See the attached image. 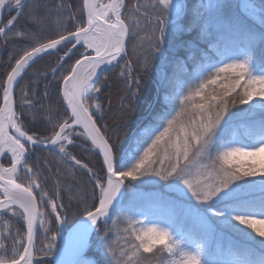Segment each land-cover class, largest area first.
<instances>
[{
	"label": "snow or ice",
	"instance_id": "6c2138e0",
	"mask_svg": "<svg viewBox=\"0 0 264 264\" xmlns=\"http://www.w3.org/2000/svg\"><path fill=\"white\" fill-rule=\"evenodd\" d=\"M25 7L26 0H0V38L32 41L0 80V158L7 157L10 165L0 163V264H144L162 256L167 260L161 264H264V179H254L264 177V57L257 64L253 55L257 46L264 52V0L258 8L245 2L235 11L219 2L189 6L181 0H136L129 8L126 0H82L75 30L43 41L35 33L15 30ZM63 7L57 5V24ZM5 11L10 18L3 23ZM68 19L77 18L69 13ZM45 20L38 10L28 17L37 29ZM141 21L152 30L150 50L133 79L131 62L121 66L120 61L129 43L142 39ZM182 33L195 35L177 44ZM226 36L244 37L248 47L236 55L220 53L219 42ZM77 46L84 52L61 77L64 117L49 107L51 134H29L16 111L23 75L37 59L66 49L59 67L52 69L55 77ZM180 49L184 60L177 58ZM157 59L160 63L153 64ZM104 65L121 67L120 76L128 82L129 117L145 91V77L155 72L154 101L134 134V147L112 139L107 126L102 130L98 125L103 112L94 101L102 91L98 72L107 70ZM20 102L22 108L34 107L27 90L21 89ZM241 125L245 132L238 135ZM80 138L102 155V174L69 151ZM39 146L55 152L59 164L85 171L93 186L91 205L87 194L75 197L83 211L76 232L63 245L58 241L66 216L64 204L57 203L59 188L49 197L39 172L30 166L31 152ZM159 181L165 183L151 199L166 215L149 220L136 182ZM41 205L50 212L41 211ZM189 219L198 225L199 239L177 226ZM13 220L21 227L13 230ZM110 221L113 229H104Z\"/></svg>",
	"mask_w": 264,
	"mask_h": 264
},
{
	"label": "trees",
	"instance_id": "16d2710c",
	"mask_svg": "<svg viewBox=\"0 0 264 264\" xmlns=\"http://www.w3.org/2000/svg\"><path fill=\"white\" fill-rule=\"evenodd\" d=\"M193 1L194 0H181L182 3H187L189 6L194 4ZM249 1L257 7H259L261 4V0ZM61 2L64 4V7L60 10L61 23L57 24V5ZM140 2L147 4L149 0H140ZM217 2L229 4L232 6V10L235 11L238 0H218ZM126 3L128 4L129 8H131V6L136 3V0H126ZM37 10L41 16L46 17L45 23L40 29H37L28 21V17ZM69 13H72L77 19L69 20ZM12 14L15 15V13ZM125 14L127 15L128 13ZM80 17V0H27V7H25L23 14L20 15L18 20L15 22V30L23 31L28 34L35 33L37 39L43 41L47 40L49 37L55 36L59 31L75 30L76 23ZM9 18L10 17L7 11H5L3 15V23H6ZM184 23H186V21H184ZM141 24L143 25L144 22L141 21ZM151 34V27L144 25V29H142V33L140 34L142 39L138 38L133 40L128 45V55L126 62L130 61L134 69L133 79L139 74L140 65L143 62L144 56L149 54L150 45L148 43L147 36ZM188 35L189 34L182 33L176 38V43L179 44L184 40L190 39ZM31 44V40H21L14 37L7 40L0 38V80L6 78V74L11 70V67L14 66L15 60L18 59L23 54L25 48L30 47ZM141 44L143 47L140 46ZM237 45L242 46L243 49L248 47V43L245 38L240 36H226L219 42V47L226 49L231 47L234 48ZM258 50L259 48L257 46L253 52L257 53L256 56H254V60L257 64H259L261 58L264 57V52L261 51L259 55ZM63 51L64 49H62L60 52H53L52 54L45 56L39 61L35 62L26 70V74L23 75V79L20 81V86L16 88V111L21 115V119L29 131V134H35L41 137L51 134V127L46 120V116L48 114L47 110L49 107H52L59 114L60 118H63L65 115V108L63 107L60 99L59 84L62 83L61 77L67 74L69 66L73 64L77 58H79L81 50L80 48L77 49L73 57L70 60H67V62L64 63V67L60 68L59 71L56 72L55 77H53L51 74L52 69L58 64L59 57L62 56ZM228 55L233 54L228 53ZM177 58L184 60L183 49L179 50ZM126 62H123V65ZM158 63H160L159 59L153 61V64ZM120 71L121 67H116L105 73L99 79L101 82V80L105 78V95L108 97L105 99V96L100 101L103 118L98 121V125L102 127V130L104 126H107L108 128V126H111L114 123H121L122 121H131L130 124L133 127L140 124L142 118L146 115L148 105L154 101L156 76L155 72L153 71L145 77L143 85L145 91L136 104L135 114H133L131 117L128 116L125 118L117 116V105L121 104L120 107L123 109L122 102L124 103L125 101L121 102V100L123 97L128 95V82L120 76ZM188 71L191 72L192 68L189 67ZM169 74H171V66H169ZM45 75H47V79H45ZM132 87L134 88L135 85L133 84ZM21 89L27 90L29 92V97L33 99L34 107L30 109L31 114L29 116L20 113V110H22L20 105ZM46 91L47 95H45ZM109 96L111 98H109ZM0 106H2V91H0ZM243 107L247 108L248 106L244 105ZM259 113L260 109L257 108L255 117L257 122L259 120ZM236 131H238V135L242 134L245 132V127L241 125L236 129ZM69 151L78 159H82L96 172L102 174L99 158L94 153H91L89 150L83 148L81 144L75 147H70ZM59 159L60 157L53 151L33 149L31 152L30 166L33 168L34 172H39L41 186L43 190L48 193L49 197H54L56 195L57 189L59 188L61 198L57 200V203L59 204L62 202L64 204V211L62 213H65L66 218H68L66 221L75 218L79 219L82 215L83 209L82 206L77 203L75 197L81 192L89 193L90 199L87 200V204L91 205L93 203L91 198L93 186L89 182V178L86 173L79 170V168H73L69 167L68 165L59 164ZM45 161L48 162L47 165L45 164ZM0 163L6 165L7 158L2 159ZM254 179L256 182H258L261 179H264V177H260L258 175ZM153 180L158 181V178ZM163 182L164 181H159L158 183H148V185L146 183L140 184L139 182H136V191L142 194V196L149 197L151 199L153 193L160 191V186L164 184ZM143 190H146L145 194H143ZM143 200H141L142 204ZM143 205L145 208L150 209L148 214L149 220H152L154 217H156V214L151 212L153 211L151 210L153 208L152 206H148L146 204ZM141 218L144 219V217ZM157 218L159 217H156V219ZM113 220H115V218H113ZM12 223L15 226L13 230H15L16 227H21V225L15 220H13ZM107 227L104 229H108ZM184 228L185 232L190 237L197 239L196 236L198 232L196 228ZM109 229H112V226L109 227ZM5 243L6 245L10 244V241H6ZM94 253L95 252H93V254ZM93 258L94 255L91 256V259ZM166 260V256L160 257L159 260L155 257H149V259L146 260L144 264H161L162 261Z\"/></svg>",
	"mask_w": 264,
	"mask_h": 264
},
{
	"label": "rangeland",
	"instance_id": "374dc122",
	"mask_svg": "<svg viewBox=\"0 0 264 264\" xmlns=\"http://www.w3.org/2000/svg\"><path fill=\"white\" fill-rule=\"evenodd\" d=\"M81 1V0H80ZM217 1L218 0H194L193 1V3L194 4H199V3H205V4H208V3H217ZM104 2H107V0H104ZM245 2H247V3H249V4H251V5H254V4H252L249 0H238V3H237V5H239V4H243V3H245ZM257 7V6H256ZM81 8H82V1H81ZM258 8V7H257ZM2 26V25H1ZM142 29H144V24L142 25ZM142 33V30H141V32H140V34ZM195 35V33H192V34H189L188 35V37H190V39L193 37ZM258 48H259V46H258ZM243 49V47L242 46H240V45H237V46H235L234 48H221V47H219V52L220 53H223V54H226V55H228V53H230V54H233V55H236V54H239V52H240V50H242ZM64 50H66V49H64ZM80 50H81V52H84V49L83 48H80ZM260 52H261V50H260V48H259V50H258V54L260 55ZM63 54H64V51H63V53H62V56H63ZM256 54L257 53H253V55L254 56H256ZM212 55L213 56H215L217 59H223V55H218L215 51L212 53ZM262 55V54H261ZM263 56V55H262ZM124 62H126V61H124ZM121 65H123V63L121 64ZM100 79V78H99ZM104 81H105V78H103L102 80H101V82H100V80H99V82H98V86L99 87H101L102 88V91L98 94V96H99V99L97 100V101H94V102H96V103H99L100 105H101V103H100V101H101V99H103L106 95V93H105V83H104ZM59 85H61V84H59ZM121 93V92H120ZM126 97L127 96H125V97H123V99L121 100V102L122 101H125L124 103L122 102V104H123V109L120 107V105L121 104H119V105H117V116H120V117H122V118H125V117H128L129 116V114H128V112H127V110H126V106H127V103H128V101H127V99H126ZM108 97L106 96V98L105 99H107ZM109 98H111L110 96H109ZM60 99H61V92H60ZM120 102V103H121ZM61 103H62V105H63V107L65 108L66 107V105H64V103H63V101H62V99H61ZM21 105V104H20ZM177 107H178V105H177ZM104 110V109H103ZM107 112V111H106ZM20 113H22L23 115H26V116H29L30 114H31V112H30V109L29 108H27V106H25V107H23L22 108V110H20ZM30 113V114H29ZM133 114H135V111L132 113V115ZM173 114H174V112H173ZM99 115V114H98ZM131 115V116H132ZM106 116H107V114H106ZM130 122L131 121H122L121 123H114L113 125H111V126H108V128H107V134H109V136L110 137H112V139H117V138H119L120 140H122V141H125L126 142V144L128 145V146H130V147H134L135 145L133 144V138H134V134H136L137 133V131H138V125H136V126H131V124H130ZM120 124V125H119ZM113 131H114V133H113ZM140 131H142V128L140 129ZM239 131V130H238ZM237 131V132H238ZM238 134V133H237ZM246 142H248V143H251L252 141L251 140H248V141H246ZM75 144H76V146L77 145H79V144H81L82 146H83V148H85V149H87V150H89L91 153H94L93 151H92V149H91V146H90V144H89V142H87V143H85V141H84V139L83 138H80V139H77V140H75ZM70 148V147H69ZM95 154V153H94ZM96 155V154H95ZM97 156V155H96ZM4 158H7V157H4ZM4 158H2V159H4ZM1 159V160H2ZM99 163H100V161H99ZM5 167H8V166H10L9 165V161H8V158H7V164L6 165H4ZM102 168V167H101ZM79 170H81V169H79ZM81 171H83V170H81ZM84 173H86L85 171H83ZM87 174V173H86ZM23 176V173H21V177ZM23 178V177H22ZM89 178V177H88ZM157 177H151L150 179H156ZM25 182L27 183V181L25 180ZM163 183H165V182H163ZM257 183H259V181L257 182ZM147 185H148V183H146ZM146 193V190H143V194H145ZM85 194H87V196H88V199H90V196H89V193H85ZM257 195H259V193H258V191H257ZM143 197V204H146V205H148V206H152L153 208L151 209V210H153V211H151V212H153V213H155L156 214V217H162V216H165L166 215V211L165 210H162V208L159 206V204H158V202H155L154 200H151L149 197H144V196H142ZM87 199V200H88ZM41 211H49L50 212V209H46L45 208V206H43V205H41ZM62 215H64V216H66L65 215V213H62ZM156 217H154L153 219H156ZM50 218V217H49ZM113 218H115V217H113ZM141 218V217H140ZM66 219H68V218H66ZM66 219H65V221H64V224H63V226L61 227V238L59 239V241H58V243L60 242V240L62 239V237H63V235H64V233H65V231L70 227V226H72L78 219L77 218H75V219H72V220H67L66 221ZM142 219V218H141ZM184 224H186V225H184ZM109 225V226H108ZM108 226V227H107ZM112 226V229H113V225H112V222L110 221V223L109 224H107V225H102V227L103 228H108L109 229V227H111ZM121 227L123 226V225H120ZM177 226L178 227H180V228H182L183 230L185 229L184 227H186L187 229L188 228H190V227H192V228H196V230H197V232H198V234H197V236H196V238L197 239H199V237H200V235H201V232H200V229H199V227H198V225L193 221V220H191V219H189L188 221H186V222H184V221H178L177 222ZM185 231V230H184ZM111 235H113L112 236V239L115 241V240H117V233L115 232V230H113L112 231V234ZM192 238V237H191ZM232 239H234V240H238L239 238L238 237H235V236H232L231 237ZM42 240H43V233L41 232L39 235H38V237H37V241H36V246H37V248H39L40 247V245H41V242H42ZM121 243H122V240H121ZM210 247H211V250H215V247H216V245H215V242H212L211 243V245H210ZM93 252H95V249L93 248V249H91L89 252H88V256H87V258H89V259H91V256H93L94 254H93ZM36 259L38 260L39 259V255H37V257H36ZM34 264H35V261H34Z\"/></svg>",
	"mask_w": 264,
	"mask_h": 264
},
{
	"label": "water",
	"instance_id": "95a60500",
	"mask_svg": "<svg viewBox=\"0 0 264 264\" xmlns=\"http://www.w3.org/2000/svg\"><path fill=\"white\" fill-rule=\"evenodd\" d=\"M82 1V0H81ZM26 2H27V0H26ZM1 26V25H0ZM68 46V45H67ZM69 46H71V45H69ZM77 48H82V47H80V46H77ZM45 56H48V54H46V55H44L43 57H45ZM40 59H42V58H40ZM40 59H37L36 60V62L37 61H39ZM67 59V58H66ZM127 60V57L124 59V60H121L120 61V64L121 63H123L124 61H126ZM59 63H60V61L58 62V64L55 66V68H58L59 67ZM33 65V64H32ZM117 66H115V65H104V66H102V68H106L107 70L106 71H103V72H98V76H99V78H101L105 73H107L108 71H110V70H112V69H114V68H116ZM51 74H52V72H51ZM60 92H61V99H62V83H61V85H60ZM63 101V100H62ZM64 103V102H63ZM65 105V104H64ZM89 144H90V142H89ZM34 149H38V150H47L45 147H43V146H39V147H35ZM48 151V150H47ZM95 153V152H94ZM96 154V153H95ZM97 155V154H96ZM97 157L99 158V161H100V164H101V167H102V155H97ZM1 159L2 158H0V161H1ZM79 222H80V218L72 225V226H70L66 231H65V233H64V235H63V237H62V239L60 240V242H59V244L60 245H63L64 244V241L65 240H68V239H70L73 235H74V233L76 232V230H77V228H78V225H79ZM66 258H68V257H66Z\"/></svg>",
	"mask_w": 264,
	"mask_h": 264
},
{
	"label": "flooded vegetation",
	"instance_id": "af4514ba",
	"mask_svg": "<svg viewBox=\"0 0 264 264\" xmlns=\"http://www.w3.org/2000/svg\"><path fill=\"white\" fill-rule=\"evenodd\" d=\"M67 47H71V46L68 45ZM77 49H79V48H77ZM75 51H76V50H74V52H75ZM81 53H83V52H81ZM81 53H80V54H81ZM72 57H73V55H72ZM72 57H71V58H72ZM79 58H80V56H79ZM79 58H77V59H79ZM66 60H67V59H66Z\"/></svg>",
	"mask_w": 264,
	"mask_h": 264
}]
</instances>
